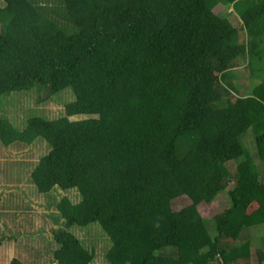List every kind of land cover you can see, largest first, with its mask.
<instances>
[{
	"label": "trees",
	"instance_id": "trees-1",
	"mask_svg": "<svg viewBox=\"0 0 264 264\" xmlns=\"http://www.w3.org/2000/svg\"><path fill=\"white\" fill-rule=\"evenodd\" d=\"M19 96L64 101V114L32 106L17 125ZM39 140L36 191L78 192L51 215L56 264H92L72 231L90 227L107 237L106 264H251L245 231L264 226V0H0V143ZM225 190L206 220L198 207ZM181 196L190 204L174 210Z\"/></svg>",
	"mask_w": 264,
	"mask_h": 264
},
{
	"label": "rangeland",
	"instance_id": "rangeland-1",
	"mask_svg": "<svg viewBox=\"0 0 264 264\" xmlns=\"http://www.w3.org/2000/svg\"><path fill=\"white\" fill-rule=\"evenodd\" d=\"M221 16L229 14L230 9L222 5L215 7ZM244 37L246 33H242ZM244 60V57H242ZM241 64V62H240ZM244 64V63H243ZM239 74L246 77V73L239 70ZM239 83L242 93L248 92L245 85L246 79L241 78ZM244 84V85H242ZM23 97L16 105L8 107V117L17 125L27 114L26 109L37 108L39 114L46 118L54 119L64 114V101H52L46 104H36L34 99ZM26 97V98H25ZM70 98L65 95L64 100ZM86 116H79L85 118ZM75 118V117H73ZM72 118V119H73ZM252 135L246 136L245 143L253 151ZM48 151L46 143L42 140L30 146L9 145L0 143V237H6L0 245V264H10L11 260L18 259L24 264H56L52 258L55 245L52 241L51 229L60 223L54 222L51 215L56 213V201L67 194L73 200L78 199L75 190L65 192L54 189L48 195L38 193L31 181V172L39 158ZM229 170H235V163L227 164ZM190 204L186 196L177 197L172 202L174 210H180ZM227 205L226 190L210 204H201L198 207L200 214L211 220L212 216ZM90 230V232L88 231ZM72 231L82 240L84 245L94 252L92 264H106L104 251L107 237L100 233L98 227L87 229L72 228ZM244 238L250 239L251 249L248 261L251 264H259V252L264 254V226H255L246 229ZM108 245V244H107ZM110 246V244H109Z\"/></svg>",
	"mask_w": 264,
	"mask_h": 264
},
{
	"label": "crops",
	"instance_id": "crops-1",
	"mask_svg": "<svg viewBox=\"0 0 264 264\" xmlns=\"http://www.w3.org/2000/svg\"><path fill=\"white\" fill-rule=\"evenodd\" d=\"M226 8V7H225ZM228 9H230V12H229V14H226L225 15V17L227 16H232L233 14H235V12H234V10H233V8L232 7H227ZM243 34L241 33L240 34V41H243V40H246L247 39V33H246V35H244V37H241ZM247 41V40H246ZM246 50V49H245ZM247 51V50H246ZM245 62H247V61H245ZM243 65V64H242ZM242 65H240V66H242ZM239 66V67H240Z\"/></svg>",
	"mask_w": 264,
	"mask_h": 264
},
{
	"label": "clouds",
	"instance_id": "clouds-1",
	"mask_svg": "<svg viewBox=\"0 0 264 264\" xmlns=\"http://www.w3.org/2000/svg\"><path fill=\"white\" fill-rule=\"evenodd\" d=\"M12 261V260H11ZM20 262H22V261H20ZM10 264H11V262H10Z\"/></svg>",
	"mask_w": 264,
	"mask_h": 264
}]
</instances>
